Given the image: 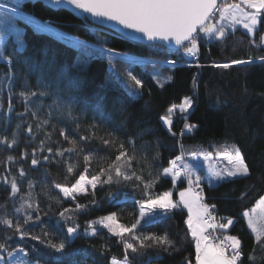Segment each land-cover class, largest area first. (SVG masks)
Returning <instances> with one entry per match:
<instances>
[{"label":"trees","instance_id":"1","mask_svg":"<svg viewBox=\"0 0 264 264\" xmlns=\"http://www.w3.org/2000/svg\"><path fill=\"white\" fill-rule=\"evenodd\" d=\"M4 4L15 7L17 3L23 14L14 17L12 23L3 26L8 31L5 43L6 55L14 59L13 70L16 72L11 103L13 111H8V85L2 74L8 71L7 65L0 62V137L7 136L9 141L16 136L18 143L12 147L0 143V175L17 177V183L21 194L29 191L27 184L34 182L33 192L39 202L40 211H33L34 216L39 215L40 221L31 222L28 225L30 231L39 233L41 227H46L49 232L56 233L55 241L65 238L63 230L68 226L60 221L59 212L65 208H74L75 202L62 197L55 184L71 186L84 171L83 155L94 152L97 157H109L110 162L115 159V149L102 144L100 139L93 138L82 142L80 147L84 149L79 154V166L73 173L66 172V164L60 157L51 159L52 154L46 151L47 147L67 149L70 144L60 135V129L64 128L67 134L79 141L80 136H89V125L93 122L99 124L94 129L96 137H106V134L114 133L119 140L124 141L125 147L131 154L135 151L137 159L133 161V168L144 179L154 180V186L149 189L152 196L165 191H172L173 199H178V189L187 184L184 177L173 182L171 177L161 175L162 170L170 166V160L183 151L187 162L196 166L200 174L208 173L209 164L217 169L226 166L227 161L220 155L225 149H231L232 145L238 146L243 153L250 168V174L246 177H233L209 186L203 181L201 194L205 202L215 205L218 214V222L226 223L227 218H232L233 224L223 230L231 236H236L241 241V249L244 253L242 264H264V246L257 243L254 233L248 224L247 211L255 225L264 227V216L258 215L256 206L264 196V65L257 64L238 65L232 68H217L216 63H226L231 60L247 59L249 56L259 57L264 55V47H256L250 44L251 39L260 43V36L264 34V22L258 26L255 36H249L241 26L237 30H230L224 42L213 40L211 43L201 42L199 58L194 61L183 48L168 51L165 46L157 43H144L133 41L118 35L108 29L92 23L82 12L61 5L60 7L46 0H0ZM49 19L57 27L65 31L73 38H61L47 30L41 31L40 27L30 22L29 16ZM15 25L17 32L25 36V51L16 59L13 52L16 47L17 32L9 31V27ZM92 43L93 45H89ZM81 48L90 49V59L84 71H77L76 57ZM114 48L116 53L109 59L107 49ZM125 53L131 61L123 59L119 54ZM25 57L36 61H54L58 65L68 68L74 77L81 80L77 91L69 92L61 85L60 98L68 100L70 96L77 97L74 106V115L79 119L73 121L68 118L66 112L52 109L48 115V106L52 104L54 97H33L30 106L33 110L42 104L38 112L40 119L33 117L32 112H25V102L17 95L22 89ZM112 61L113 84L109 85L110 67ZM171 61L177 63L173 67ZM193 61L194 63H189ZM132 71L144 81V87L140 95L131 101L126 112L119 111V105L113 108V101L117 98H126L127 93L134 92L132 83L126 73ZM159 74L160 82L155 78ZM171 77V79H166ZM195 77L197 87L193 86ZM29 82L33 89L36 87V76H29ZM161 84L163 85L161 87ZM118 89V90H117ZM124 94L123 96L121 94ZM106 97V109L111 113L105 120L95 118L92 107L101 97ZM185 97H191L192 108L187 114L177 110L173 114V132L171 135L164 125L161 117L167 113L173 104L184 101ZM87 105V107H86ZM23 113V115H18ZM186 122L197 125L190 133L180 135V129H184ZM50 119V124L43 129H38L40 120ZM20 125L18 128L17 125ZM76 124L80 127L77 129ZM31 125L33 133L27 131ZM45 132L53 135L45 142V151H39V142L45 140ZM33 134H35L33 138ZM135 140L134 149L129 146L128 138ZM37 149L36 159L38 165L31 164V153ZM27 150L28 156L23 153ZM159 158L154 159L156 153ZM220 152V153H219ZM196 153L198 159L192 156ZM211 153V160L205 161L202 154ZM49 156V161H44L43 156ZM16 157L14 162H8L7 157ZM64 161L77 163L76 153H65ZM98 160L91 162L88 176L95 174L100 167ZM106 166V164L104 165ZM23 168L24 177L19 176V170ZM6 169H10L7 172ZM141 170H143L141 172ZM149 172L151 175H149ZM112 193L113 198L108 196ZM52 197L53 199H50ZM145 190L142 185L135 183H122L120 185H98L95 194H78L77 201L86 208L72 213L73 223H78L80 228L74 240H69L66 254H71L74 249L87 254V264H110L113 257L123 258L124 247L120 237L114 235L107 228L97 225V234L90 236L84 232L87 222L99 217L116 212L119 223L131 226L139 215V203L145 200ZM0 205H6L9 214L14 207H19V194L14 202L10 196V187L0 181ZM51 205V207H49ZM31 211V210H30ZM47 213V215H45ZM22 215V214H20ZM187 209H174L168 213L158 210L157 217L151 223L141 222L135 230L137 235L167 233L173 241V246L167 249L160 247L142 248L136 254L129 253L131 264H186L192 261L195 264V244L188 229ZM6 230L0 227V235ZM10 243L16 246L23 243L29 251L32 245L37 250L33 253V259L51 261L50 250L30 237L21 241L20 237L10 233ZM126 239H131L127 235ZM254 256L250 260L249 256ZM77 260L82 258L77 256Z\"/></svg>","mask_w":264,"mask_h":264},{"label":"snow or ice","instance_id":"2","mask_svg":"<svg viewBox=\"0 0 264 264\" xmlns=\"http://www.w3.org/2000/svg\"><path fill=\"white\" fill-rule=\"evenodd\" d=\"M56 7L62 4L73 6L75 9L82 10L84 13H89L96 18H102L109 21H115L122 25L124 29L131 30L127 35L132 39H139L135 33L142 34L149 41H175L176 45L183 48V51L189 57H196L199 53L200 43H211L213 40L224 42L229 35L230 30L234 32L237 26H242L247 30L249 36H255L258 31V26L264 22V0H239V2L228 3L227 0L220 2V0H53ZM21 7L19 3L15 7L9 8L6 4H0V25L8 26L12 23L14 17L19 14L18 10ZM47 26H42L41 31L46 30ZM3 36V32H0ZM25 36L17 32L16 47L13 52L16 54L15 58L19 59L20 55L25 51ZM251 45L256 47H264V34L260 36V43L257 44L255 39L250 40ZM7 44L0 39V62L7 65L8 71L2 74L8 85V111H13L11 97L13 95L12 88L16 78V72L13 70L14 59L12 56L6 55ZM109 59L113 58L116 49L109 48L106 50ZM123 59L133 62L125 53L119 54ZM257 61L264 65V55L259 57L249 56L247 59L231 60L226 63H216L217 68H232L233 66L255 65ZM25 64V75L21 91L17 95L25 102V112H32L33 117L40 119L38 112L41 105H38L35 110L30 106V101L33 97H48L53 96V102L48 106V115L51 116L52 109L66 112L69 119L76 121L79 116L74 115V106L78 102L76 96H70L68 100H61L60 92L63 89L69 92L77 91L80 88L81 80L79 77H74L72 72L63 65H58L54 61L49 62L36 61L35 59L25 57L23 60ZM174 67L176 61H171ZM77 71H84L83 67H79ZM36 76V87L32 88L29 82V76L32 74ZM126 76L132 83L134 92L127 93L126 98H117L113 101V108L119 105V111L126 112L128 105L133 99L140 95V91L144 87V81L132 71H127ZM155 78L160 82L159 74ZM166 79H171L167 77ZM163 85L161 84V87ZM193 86L197 87L195 77L193 78ZM118 90V89H117ZM124 95L123 93L121 94ZM193 101L191 97H185L181 105L173 104L167 110V114L161 117L164 125L167 127L169 133L176 135L172 131L173 119L172 115L179 110L181 113H186L192 108ZM87 107V105H86ZM0 108L3 104L0 103ZM95 113V118L101 120L108 119L111 115L106 109V97L101 96L92 107ZM18 115H23L19 113ZM50 124V119H43L37 124L38 129H43ZM19 128L20 125L18 124ZM77 129L80 127L76 124ZM197 125L187 123L185 117L184 129L180 135L190 133ZM99 128V124L92 123L89 125V136H80L79 141L70 137L64 128L60 129V135L65 141L70 144L67 149L57 148L53 151L52 147H47L46 151L51 153V159L56 157L61 159L57 163L66 164V172L71 174L79 166V154L84 152L80 147L82 142L89 141L93 138H98L103 145L116 150L117 155L115 159L110 162L109 157H97L94 152H87L83 155L85 164L84 171L80 173L78 179L71 186L65 184H55L54 187L59 189L62 193L60 199H69L75 202L74 208H65L59 212L60 221L68 226L63 230L66 237L55 241L53 237L56 233L49 232L46 227H41L39 233H34L29 230L28 225L34 221H40L39 215L34 216L33 211H40L38 199H36L33 189L34 182L29 180L27 187L29 191L21 194L20 187L17 183L16 176L0 175L6 187H10L11 199L15 202L19 194V207H14L11 214L8 213L6 205H0V227L6 231L0 235V264H87L88 256L86 253L74 249L71 254H66L69 240H74L78 235L80 225L73 223L72 213L78 212L87 207L77 201L78 194H88L91 192L95 194L98 185H120L122 183H135L137 187L143 186L147 198L139 203V215L135 223L130 227L119 223L117 214L112 212L107 216H102L96 220L87 222L84 232L90 236L97 234V225L103 226L110 230L114 235L120 237L124 247L123 259L113 257L110 264H131L129 253H138L142 248L160 247L169 248L173 246L167 233L157 235L156 233H148L146 235H137L135 230L141 222L151 223L158 215V210L163 213H168L174 209L186 208L188 212L187 226L190 230L191 237L195 244V264H242L244 253L241 249V241L236 236H224L221 239L215 236L217 230H226L233 224L232 218H227L226 223H217L216 217L213 215L215 205L204 203V197L200 194L203 189L200 188L203 181H207L209 186L225 181L233 177H246L250 174V168L245 160V157L238 146L232 145L231 149H225L221 153V157L226 159L227 166L222 169H217L209 164L208 173L205 177L197 173V168L194 164L187 162L183 151L180 155L170 160V167L164 168L161 175L171 177L173 182L181 179L183 176L188 183V187L179 192V200H173L172 191H165L156 196H152L149 189L154 186V180H145L142 174H138L133 168V161L137 159L135 151L130 154L129 149L125 147V143L119 140L114 133H107L106 137H96L94 129ZM27 131L33 133L31 125L28 126ZM53 133L45 132V140L39 142V151H45V142L50 140ZM35 134H33L34 138ZM0 143L12 147L18 143L16 136L9 141L7 136L0 137ZM128 144L134 149L135 140L132 137L128 138ZM37 149L33 148L31 156V164L38 165L40 160L36 159ZM65 153H76L77 163H70L64 161ZM28 156L27 150L23 153ZM205 161L211 160V153L202 154ZM196 159V153H192ZM159 158V153H156L154 159ZM8 162H14L16 157L8 156ZM44 161H49L50 157L45 155L42 157ZM96 159L100 163L99 170L88 176L91 162ZM3 161H0L2 164ZM106 164V166H104ZM10 172V169H6ZM143 170H141L142 172ZM149 175L151 173L149 172ZM19 176L24 177L23 168L19 170ZM200 189V191H196ZM108 196L115 199L112 193ZM50 199H53L50 197ZM258 205L262 210L264 216V197L258 201ZM51 207V205H49ZM31 210V211H30ZM22 214V215H20ZM47 215V213H45ZM245 217H248V224L251 231L255 234L254 239L257 243L264 246V227H257L249 213L245 211ZM211 230V231H210ZM17 234L21 241L25 238H31L38 241L41 245L50 250L51 261L40 259H33V253L37 250L35 245H32V251L24 246L23 243H17L12 246L10 243L12 236L10 233ZM131 239H126L125 236ZM218 241V242H217ZM79 256L82 259L77 260ZM250 260H254V256H249ZM186 264H192V261H186Z\"/></svg>","mask_w":264,"mask_h":264},{"label":"rangeland","instance_id":"3","mask_svg":"<svg viewBox=\"0 0 264 264\" xmlns=\"http://www.w3.org/2000/svg\"><path fill=\"white\" fill-rule=\"evenodd\" d=\"M46 1H52V0H46ZM228 3H232V2H228ZM63 5H67V4H63ZM67 6H69L70 7V5H67ZM71 7H73V6H71ZM242 27V26H241ZM243 28V27H242ZM9 31H12V32H17V27L15 26V25H11L9 28ZM244 29V28H243ZM245 31H247L246 29H244ZM0 32H3V36H0V39H2L3 41H5V39H6V37H7V34H8V31H6V29H4L3 27H2V25H0ZM90 52H91V50L90 49H87V48H81V50L78 52V54H77V57H76V64L79 66V67H84V66H87L88 65V63H89V59H90ZM109 67L111 68L110 69V73H109V78H108V80H107V83L109 84V85H111V84H113V79H112V68H113V63H112V61H109ZM183 102H180V103H176L175 105H177V106H179V105H181ZM188 112V111H187ZM187 112L186 113H183V114H187ZM167 114V113H166ZM166 114H163V116H165ZM162 116V117H163ZM172 119H173V115H172ZM172 130H173V127H172ZM220 153V152H219ZM221 153H223V152H221ZM220 153V154H221ZM227 164V163H226ZM227 166V165H226ZM226 166H224V167H226ZM168 167H170V166H168ZM223 167V168H224ZM197 173L200 175V176H202V177H205L206 176V174H204V175H202V174H200V172L197 170ZM89 177H91V176H89ZM206 181V180H205ZM202 186H203V182L201 183V186H200V188H202ZM188 187V183L186 184V185H184V186H182V187H180L179 189H178V199L177 200H179V192L180 191H183L184 189H186ZM196 191H200V189H196ZM201 194V193H200ZM202 195V194H201ZM203 196V195H202ZM264 197V196H263ZM174 200V199H173ZM204 203H206L205 202V199H204ZM208 204V203H207ZM256 211H257V213H258V215H260V216H262V210H261V208H260V206L259 205H257L256 206ZM116 213V212H115ZM188 216V215H187ZM218 221V220H217ZM219 223V222H218ZM117 258V257H116ZM118 259H123V258H118Z\"/></svg>","mask_w":264,"mask_h":264},{"label":"water","instance_id":"4","mask_svg":"<svg viewBox=\"0 0 264 264\" xmlns=\"http://www.w3.org/2000/svg\"><path fill=\"white\" fill-rule=\"evenodd\" d=\"M82 13L92 23L96 24L97 26H100L102 28L108 29V30H110V31H112V32H114V33H116L118 35H121L123 37H126V38H128L130 40L140 41V42H144V43H157V44H161V45H163L165 47L173 48L174 50L182 48L181 46L176 45L174 40L173 41H161V40L149 41V40H147L146 37H143L142 34H140V33H135V35L137 37H140L139 39H132L131 37H129L127 35L131 30L124 29L123 26L119 25L117 22L105 20V19H102V18H96V17L91 16V14H89V13H84L83 11H82Z\"/></svg>","mask_w":264,"mask_h":264},{"label":"built area","instance_id":"5","mask_svg":"<svg viewBox=\"0 0 264 264\" xmlns=\"http://www.w3.org/2000/svg\"><path fill=\"white\" fill-rule=\"evenodd\" d=\"M220 2H224V0H221ZM227 2H237L238 3L239 0H227ZM0 4H4V3L0 2ZM6 5L9 8H12L13 7V6H10L8 4H6ZM18 12H19V14H23V12L20 11V10H18ZM27 16H29V15H27ZM29 19H30V22H32L33 24L39 26L40 28L42 26H45L46 25L47 26V28H46L47 31H49V32H51V33H53V34L61 37V38H66L68 36V34L65 31L61 30L59 27H57L55 24H53L49 19L36 18V17H33V16L32 17L29 16ZM69 38L75 39V37H73V36L72 37H69ZM159 45H161V44H159ZM161 46H163V45H161ZM166 48H167L168 51H173L174 50L173 48H170V47H166ZM191 58L194 61L198 60L199 53H198V55L196 57H191ZM189 63H192L193 64L194 62L193 61H190ZM182 130H183V128L180 129V131H182ZM213 215L216 217V222L218 223V221H217L218 220V214H217V212L215 210H213ZM214 235L220 237L221 239H223L224 236H228L230 234L228 232H226V231H223V230H217L214 233Z\"/></svg>","mask_w":264,"mask_h":264},{"label":"crops","instance_id":"6","mask_svg":"<svg viewBox=\"0 0 264 264\" xmlns=\"http://www.w3.org/2000/svg\"><path fill=\"white\" fill-rule=\"evenodd\" d=\"M48 2H50V3H52L53 4V0L52 1H48ZM207 182V181H206Z\"/></svg>","mask_w":264,"mask_h":264}]
</instances>
